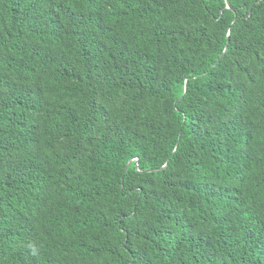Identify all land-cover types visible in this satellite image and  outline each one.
Masks as SVG:
<instances>
[{"label": "trees", "instance_id": "trees-1", "mask_svg": "<svg viewBox=\"0 0 264 264\" xmlns=\"http://www.w3.org/2000/svg\"><path fill=\"white\" fill-rule=\"evenodd\" d=\"M0 264H264V0H0Z\"/></svg>", "mask_w": 264, "mask_h": 264}, {"label": "water", "instance_id": "water-1", "mask_svg": "<svg viewBox=\"0 0 264 264\" xmlns=\"http://www.w3.org/2000/svg\"><path fill=\"white\" fill-rule=\"evenodd\" d=\"M226 8H229V9H231V10H233V7L226 1ZM223 54V53H222ZM221 54V55H222ZM186 86H187V83L185 82V84H184V88H186ZM131 160H129L127 163H126V165H125V168L127 167V165H128V163L130 162ZM135 163L137 164V158L135 159ZM162 167H165V164L162 166ZM149 171H151V170H149Z\"/></svg>", "mask_w": 264, "mask_h": 264}]
</instances>
